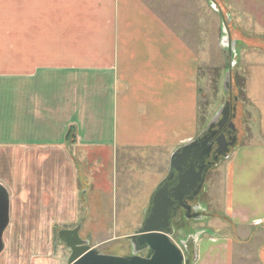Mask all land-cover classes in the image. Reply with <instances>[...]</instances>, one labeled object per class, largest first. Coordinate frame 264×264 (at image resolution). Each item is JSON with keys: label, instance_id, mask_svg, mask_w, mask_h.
Here are the masks:
<instances>
[{"label": "crops", "instance_id": "0c3cea01", "mask_svg": "<svg viewBox=\"0 0 264 264\" xmlns=\"http://www.w3.org/2000/svg\"><path fill=\"white\" fill-rule=\"evenodd\" d=\"M193 1L184 0L178 30L146 0H0V133L12 135L2 147L42 151L38 163L62 172L66 159L65 178L74 176L69 145L97 159L150 151L149 158L166 159L156 173L157 181L164 177L170 154L202 133V31ZM254 105L264 132V108ZM256 135L227 168L230 221L220 225L240 231L245 244L255 239L253 253L240 248L242 258L264 264V189L241 177L237 192L238 176L255 177L264 165V135ZM20 187L22 197L31 195ZM40 187L34 192L50 199ZM238 195L243 206L236 207ZM228 235L201 238L195 264H235L237 236ZM9 257L0 254V264H13Z\"/></svg>", "mask_w": 264, "mask_h": 264}, {"label": "rangeland", "instance_id": "374dc122", "mask_svg": "<svg viewBox=\"0 0 264 264\" xmlns=\"http://www.w3.org/2000/svg\"><path fill=\"white\" fill-rule=\"evenodd\" d=\"M146 1L165 15L174 29H180L179 15L184 0ZM186 1L190 4L194 2ZM195 1L202 31V131L213 119L220 118V110L226 102H230L231 112L235 113L232 120L237 128V143L227 157L209 170L201 192L190 201L191 213L195 215L188 217L183 208L175 212L171 239L183 249V264L196 263L195 253L201 238L223 234H230V238L237 236L235 264H260L257 256H251L245 262L240 250L249 248L253 253L255 239L245 244V236L240 231L236 235L232 226H221L220 223L230 221L223 214L226 207L222 189L234 152L253 141L257 132L264 135L254 105L260 104L261 109L264 108V0ZM227 76L230 84L225 87ZM2 136L0 185L5 186L10 194V222L4 232L2 257L10 256L13 264H30L33 259L43 263L47 261L48 264H68L71 251L61 240L59 232L78 226L80 237L99 252L118 256L134 252L131 236L142 227L155 190L167 178L170 161L165 176L157 181L160 175L156 173L163 170L162 164L166 163L160 155L149 158L150 151L118 150L97 159L94 151L85 155V152L82 154L69 145L74 176L71 174L65 178L62 174L67 170L66 159L62 161L63 172L50 161L40 165L36 159L42 151L4 148L1 144L12 139V135H4V139ZM259 161L260 165L264 162ZM54 170L60 182L53 180ZM254 176L239 175L237 192L240 193L243 180L244 184L264 189V165L255 169ZM23 185L31 190L27 198L21 195L23 188L20 186ZM41 185L48 188L50 199L34 192L35 189L40 190ZM60 186H64L65 190L58 189ZM237 198L239 200L233 201V204L243 206L241 197L238 195ZM261 225L264 231V222ZM139 254L146 256L148 250L144 249Z\"/></svg>", "mask_w": 264, "mask_h": 264}, {"label": "water", "instance_id": "95a60500", "mask_svg": "<svg viewBox=\"0 0 264 264\" xmlns=\"http://www.w3.org/2000/svg\"><path fill=\"white\" fill-rule=\"evenodd\" d=\"M229 84V76H227L224 86L227 87ZM229 109L230 102H226L220 110L219 119H213L197 138L172 153L167 178L155 190L142 227L131 236L134 248L131 255L118 256L99 252L80 237L78 226L74 229H62L59 232L61 240L71 251L68 264H183L185 259L183 249L171 239L174 232L172 218L180 208L187 211L188 217L193 216L190 214L192 210L190 201L199 195L205 183L207 164L204 154L209 153L212 145L211 136L206 133L226 120ZM231 127L236 129L232 121ZM236 139L237 137H234V141ZM233 144L234 142L225 144L223 149H216L214 161L216 162L220 155L227 157L229 146ZM175 172H177L175 178L177 182L170 187ZM9 222L10 196L7 188L0 185V253L5 248L4 232ZM144 249L148 250L146 256L139 254Z\"/></svg>", "mask_w": 264, "mask_h": 264}, {"label": "flooded vegetation", "instance_id": "af4514ba", "mask_svg": "<svg viewBox=\"0 0 264 264\" xmlns=\"http://www.w3.org/2000/svg\"><path fill=\"white\" fill-rule=\"evenodd\" d=\"M233 114H232L231 108H230L228 113H227L226 120H224V122H221L220 125H216L215 127H213L209 133H206L208 136H211L210 143L212 144L209 153L204 154V160H205V163L207 164V166L205 167L206 177H207L209 170L211 168H213L215 166V164L224 157L223 155H220L218 157V160L215 162L214 161L215 150L216 149H223L225 144H229V143L234 142V144L232 146H229V149L231 150L237 143V139H236V141H234V137H237V128L234 129L231 127V121L233 122L232 117H234ZM204 141H207V140H204ZM185 171H186V169H185ZM176 176H177V172H175L174 179L171 180L172 184L170 185V187L173 186L174 184H176V182H177V180L175 179ZM190 214L195 215L194 213H191V212H190Z\"/></svg>", "mask_w": 264, "mask_h": 264}]
</instances>
